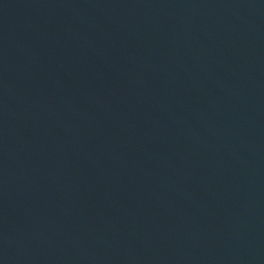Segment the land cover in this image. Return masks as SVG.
<instances>
[{
	"label": "water",
	"instance_id": "95a60500",
	"mask_svg": "<svg viewBox=\"0 0 264 264\" xmlns=\"http://www.w3.org/2000/svg\"><path fill=\"white\" fill-rule=\"evenodd\" d=\"M0 264H264V0H0Z\"/></svg>",
	"mask_w": 264,
	"mask_h": 264
}]
</instances>
